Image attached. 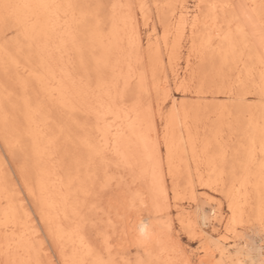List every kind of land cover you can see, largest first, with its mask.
<instances>
[{"label":"snow or ice","instance_id":"obj_1","mask_svg":"<svg viewBox=\"0 0 264 264\" xmlns=\"http://www.w3.org/2000/svg\"><path fill=\"white\" fill-rule=\"evenodd\" d=\"M136 7L91 0H0L4 37L0 115L5 143H9L13 128L19 131L23 115L30 135L44 138L60 154L62 173L57 176L54 194H49L43 182L40 195L33 193L52 246L45 251L43 242L36 239L35 225L22 224L17 210L9 206L0 218V264H197L185 256L189 251L183 243L185 235L189 242L195 239L200 243L194 252L207 250L203 226L198 222L199 206L195 219L191 211L184 213L179 207L175 215L161 216L169 209L170 200L158 145L151 137V107L138 120L147 133L143 153L133 154L122 147L124 133L113 127L116 121L111 118L119 119L118 103L131 99L133 107H139L140 101L131 85V65L125 76L119 61L112 62L113 48L106 41L117 36V10L131 19ZM139 7L146 10L145 5ZM166 7L181 10L189 6ZM195 7V17L187 21L180 11L181 28L187 23L194 32L202 28L207 36L205 52L211 53L213 61L219 60L220 72H238L237 79L244 86L258 77L257 86L264 97V0ZM187 87V83L178 82L175 91ZM157 99L161 106L166 101L172 103L170 120L177 115V102L171 101L166 85L157 90ZM256 133L250 124L246 130L249 144H241L230 159L229 149L219 145L220 155L213 157L212 167L214 173L219 169L217 181L222 180L226 188L214 206L221 207L227 198L232 211L228 229L234 231L238 216L243 215L234 193L258 191L260 259L249 260L250 264H264V115L258 128L259 150ZM171 151L170 146V155ZM146 165L151 179L144 190ZM173 185L179 201L184 193L176 187L175 177ZM199 264L245 262L225 260L221 253V259L213 255Z\"/></svg>","mask_w":264,"mask_h":264},{"label":"bare ground","instance_id":"obj_2","mask_svg":"<svg viewBox=\"0 0 264 264\" xmlns=\"http://www.w3.org/2000/svg\"><path fill=\"white\" fill-rule=\"evenodd\" d=\"M71 1L73 2V0ZM193 1V5H190L191 3H189V0H173V5H187L189 7L181 10L169 8V26L162 32L153 28L151 30L150 39L146 42H150L149 46L152 50L157 51V54L160 52L161 45L164 46L169 63L174 65L171 74V83H169L166 76L164 79L162 78L163 81L159 80V78L151 79L146 65V59L143 53L145 39L143 36V29L140 25L138 11H140L142 18H144L145 14H147L146 10L142 11L139 6L145 5L147 7V1H112L111 4L137 5L131 19L124 16L121 10H117V36L111 41H106V43L113 48L112 62L116 63L119 61V66L123 69V74L125 76H127L129 65H131V85L136 92L140 104L139 107H133L131 99L123 103H118L117 112L119 114V119L116 117H112L111 119L116 121L113 125L114 129L124 133L125 139L122 142V147L133 154H140L144 152L143 138L147 133L145 129L139 126L138 120H142L147 109L151 107L153 112L151 137L158 145L161 171L164 175V188L165 191L169 193L170 200L169 209L166 212H162L161 216L166 219L169 215L176 214L177 208L179 207L184 213L191 211L195 219L197 206H199L200 209V219L198 222L203 226V234L206 237L205 248L207 250L196 251V257H194L195 255L192 257L189 253H185L187 259L189 261L194 260L199 264V261L202 259L211 260L213 255H215V258L219 257V259H221V253H223V258L225 260L231 261L232 259H236L238 262L244 261L245 264H248L246 258L250 256V254L244 255L246 253L244 247H247V241L244 239L245 237L242 236L243 234L237 235L236 228L241 224H243V228H245V224L250 223L255 225L258 231L261 232L260 199L258 191L252 189L246 192L234 193L236 206L243 208V215L242 217L238 216L240 222L233 226L234 231H229L228 223L229 218L232 216V211L228 207L227 198L224 199L227 207L226 210L223 208V204L221 207L214 206L215 201L221 199V193L225 190L226 186L222 180L219 182L217 181L219 169L214 173L212 162L213 157L219 158L220 144L225 145L229 149V159L233 155L234 150L241 144L248 145L249 140L246 136V130L250 124L254 125L257 129L255 147L259 150L260 141L258 128L261 123L262 115H264V105L262 103L263 106H257V113H259V115L251 114L247 127L241 129L244 131H242L240 138H237L235 127H233L230 121L224 122L225 124L227 123L226 128L217 133L214 140L212 139L214 141V143L212 142V144H214L212 147L215 149V152L213 150L214 154L212 152V154L210 153L211 143L206 140L202 141V137V140L197 137L198 134L196 131L194 132L192 128L191 114L194 111L193 109L201 110L202 103L200 102V104L192 106L184 103L185 100L179 101L176 97V93L172 91L171 86L174 85V87L177 88L178 82L181 84L187 83L188 85L192 70V59L187 58L185 63H181L179 62L181 58L177 57L184 52V48L188 43L191 44L192 53L200 55L201 51L207 47V36L205 35V31L200 27L194 32L191 23H187L186 27L181 28L180 11H183L187 21L189 17H195L197 11L195 6L197 4L231 3V0ZM65 2L66 1H64V3ZM246 2L259 3V0H246ZM117 39L119 40L118 46L116 44ZM170 42L172 45L169 44ZM3 46L4 37L2 32H0V83H2ZM163 62L164 61H162V63ZM252 83H254L259 97L264 102V97L261 96L260 89L257 86L259 83L258 77L257 80ZM165 85L171 94V101L177 102V115L171 120L168 118V115H166L164 119H161V109L162 107L165 109L167 104L170 105L171 112L172 103L166 101L165 105L161 106L158 99L154 98V94L157 93V90H162ZM182 92L184 95H188L189 87ZM201 94L202 93H200V95ZM224 94L229 100L233 99L231 89L228 91L226 89ZM198 99L203 100V96H198ZM228 108L226 103L216 108L218 116L222 121L229 116ZM19 120L21 121L19 131L13 128L9 135V143L6 144L4 140L2 115H0V141L3 142L8 152H13L17 149L22 150L30 165L27 169H25L27 166L22 168L20 172L21 177L19 176L21 181L18 184L10 178L5 161L6 157L4 158L2 155L3 152H0V218L3 217L6 208L9 206L15 208L19 213L22 224L31 223L35 225L36 233L38 234L36 239L42 241L44 250L48 251L49 248L45 245V239H48L51 244L52 240L51 237L48 236L44 222L40 219L35 196L40 195L42 182L47 185L49 194H54L57 191V176L62 174L59 171L61 157L53 148L48 146L44 138L30 135L28 122L23 115L19 117ZM170 146L172 149L171 155L169 153ZM170 168L171 170H169ZM23 169H25V171ZM25 176L28 178L27 184L25 183ZM173 177L176 178V187L181 189L184 193V198L179 201H177L173 193ZM202 177L204 179V184H201ZM210 177L211 179H209ZM150 179L151 169L149 165H146L144 190L147 189ZM181 180L182 184L179 183ZM205 184L211 186L205 187ZM169 185H172V187L170 188ZM237 187H239V185H237ZM227 188L231 189V184H228ZM29 189H31V192ZM28 198L32 200V205L26 202ZM148 203L150 204L151 201L149 200ZM203 204H207L210 207V214L206 215ZM25 212L28 213V216L24 215ZM176 223L179 224V221L177 220ZM162 226L163 224L161 223V227ZM213 241L218 243H213ZM210 244H214V248H212ZM250 257L252 260L259 261L260 245L257 248V254Z\"/></svg>","mask_w":264,"mask_h":264},{"label":"rangeland","instance_id":"obj_3","mask_svg":"<svg viewBox=\"0 0 264 264\" xmlns=\"http://www.w3.org/2000/svg\"><path fill=\"white\" fill-rule=\"evenodd\" d=\"M64 1H66L65 3H77L78 1L82 2V0H73V2L71 0H56V2L61 3H64ZM112 1L113 0H91V2H99L105 4H111ZM146 1L147 14H145V17L142 18L140 11H138L140 25L143 29V36L145 39L143 53L146 59V65L149 70L151 79L159 78V80L163 81L164 77L166 76L169 83H171V74L174 65L169 63L168 58L166 56V52L164 50V46L161 45L160 52L157 54V51L152 50V48L149 46L150 42H146L150 39L151 30L153 28L162 32L169 26L170 7L166 6L173 5V0ZM189 3H191L190 5H193L194 1L189 0ZM231 3L247 2L246 0H231ZM157 5H160V7L157 8ZM169 44L172 45L171 42ZM205 49L201 51L200 55H196L192 53L190 43L185 46L184 52L177 58H181V60H179V62L181 63H185L187 58L192 59V70L188 80L189 92L188 95H184L182 91L177 92L175 91L176 88L174 87V85L171 86V89L174 93H176V97L179 101L185 100L184 103L192 106L200 104V102L202 103L201 110L193 109L194 111L191 114L192 128L194 132L196 131V133L198 134L197 137L200 140L203 139L202 141L206 140L211 143L210 153H213V150L215 152V149L214 147H212L214 146L212 142L214 143L213 140L215 139L216 134L226 128L227 123L225 124L224 122L229 120L233 127H235L237 138H240L242 131H244L241 129H245V127H247L249 122L248 120L251 114L259 115V113H257V106H263L264 102L259 97V94L254 87V83H247L246 86H243L238 83L239 81L237 77H239L240 75L238 72L227 71L225 73H221L219 70V60L217 59L216 61H213L211 53H206ZM162 61L164 62L162 63ZM226 89L227 91L231 89L233 93V99L229 100L225 96L224 92H226ZM200 93H202L201 95L203 96V100L198 99V96H201ZM154 98H157V93L154 94ZM225 103L229 107V116L226 117L228 119L224 118V121H222V119H220L218 116L216 108L217 106ZM164 112L165 116L168 115V113L170 112V105L166 104ZM1 143L3 146L1 145ZM0 152H3L2 155L4 156V158L6 157L5 161L7 164V170L10 175V178H12L13 181L19 184L21 181L20 172L22 168H25V166H27L25 168L27 169L30 166L26 159L25 153H23L22 150L18 149L14 150L13 152H8L2 141H0ZM58 155L60 156V154ZM25 169L23 170L25 171ZM179 183L182 184V180L179 181ZM169 187L171 188L172 185H169ZM26 202L29 205H32L31 199L28 198ZM203 205L206 215L210 214V207L207 204ZM223 208L225 210L227 209L225 201H223ZM176 225L178 224L175 222L174 227ZM245 225V228H243V224L238 225L236 228V233L239 235L243 234L242 236H244V239L247 241V247H244L246 252L244 255L250 254V256H255L257 254V248L259 247V245H261L262 238L260 232L258 231V228L255 225H252L250 223ZM183 243L188 244L189 246V251L187 252V254L189 253V255H191L192 257L193 255H195L194 257H196L197 252H194V250L200 248V243L195 239L189 242L187 235L183 237ZM45 245L48 246V248L52 246L51 242L48 239H45ZM210 245L212 246V248H214V244ZM193 252L194 254H192ZM250 256H247L246 258L248 264H250ZM216 259L219 260V257H217Z\"/></svg>","mask_w":264,"mask_h":264}]
</instances>
